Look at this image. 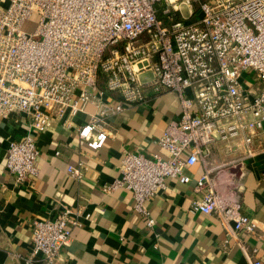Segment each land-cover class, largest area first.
Returning a JSON list of instances; mask_svg holds the SVG:
<instances>
[{
  "label": "built area",
  "instance_id": "1",
  "mask_svg": "<svg viewBox=\"0 0 264 264\" xmlns=\"http://www.w3.org/2000/svg\"><path fill=\"white\" fill-rule=\"evenodd\" d=\"M160 16L172 18L170 24ZM28 21L34 30H23ZM145 84L155 93L174 92L179 102V119L159 138L168 158L125 151L120 178L103 190H129L150 228L148 200L168 178L186 182L183 170L199 164L191 210L214 213L229 233L264 240L241 211L236 189H221L214 175L254 156L252 138L264 128V0H0V118H29L26 133L7 148L6 168L16 182L37 175L35 138L51 118L93 103L94 113L75 132L98 144L110 116L145 101ZM218 142L228 150L243 146L244 153L214 162ZM67 172L82 177L79 166ZM79 224L67 209L34 219L24 263L54 264ZM240 247L247 264H264Z\"/></svg>",
  "mask_w": 264,
  "mask_h": 264
},
{
  "label": "crops",
  "instance_id": "2",
  "mask_svg": "<svg viewBox=\"0 0 264 264\" xmlns=\"http://www.w3.org/2000/svg\"><path fill=\"white\" fill-rule=\"evenodd\" d=\"M145 101L107 119L108 135L94 144L79 139L75 127L88 122L95 105L61 118H51L36 136L37 175L16 182L6 168L9 142L26 131L29 118L12 113L0 118V264H25L31 252L32 221L54 218L70 210L80 224L72 226L67 244L54 264H247L240 243L251 258L264 262V240L247 233H229L214 213L191 210L199 197L195 185L203 166L184 169L186 182L168 178L166 186L146 203L154 220L149 228L133 209L132 193L125 188L110 192L103 187L120 178L122 154L130 151L149 159L168 158L159 143L166 125L178 120L174 92L155 93L144 86ZM109 99H119L108 93ZM68 125V126H67ZM255 155L243 158L227 174L214 172L221 189L235 188L241 211L264 231V128L252 138ZM243 146L228 150L215 144L214 162L239 159ZM68 166H79L74 178ZM256 248V253L253 249Z\"/></svg>",
  "mask_w": 264,
  "mask_h": 264
},
{
  "label": "rangeland",
  "instance_id": "3",
  "mask_svg": "<svg viewBox=\"0 0 264 264\" xmlns=\"http://www.w3.org/2000/svg\"><path fill=\"white\" fill-rule=\"evenodd\" d=\"M182 8H183V6H182ZM184 12L186 13V11L184 10ZM160 18H161V20H163V22L166 24V25H169L170 24V22H171V20H172V18H164V17H161L160 16ZM35 27H36V24H35V22H32V21H28V22H26L25 24H24V26H23V30H25V31H28V30H34L35 29Z\"/></svg>",
  "mask_w": 264,
  "mask_h": 264
}]
</instances>
